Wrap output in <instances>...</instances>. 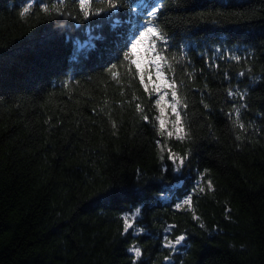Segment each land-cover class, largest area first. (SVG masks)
Wrapping results in <instances>:
<instances>
[{"label":"trees","instance_id":"obj_1","mask_svg":"<svg viewBox=\"0 0 264 264\" xmlns=\"http://www.w3.org/2000/svg\"><path fill=\"white\" fill-rule=\"evenodd\" d=\"M0 264H264V0H0Z\"/></svg>","mask_w":264,"mask_h":264},{"label":"rangeland","instance_id":"obj_2","mask_svg":"<svg viewBox=\"0 0 264 264\" xmlns=\"http://www.w3.org/2000/svg\"><path fill=\"white\" fill-rule=\"evenodd\" d=\"M155 36L157 34L153 29L144 30L132 43V59L138 68L141 83L156 99L160 129L168 138H179L183 133L180 108L174 84L162 70ZM129 218L133 220L134 216Z\"/></svg>","mask_w":264,"mask_h":264}]
</instances>
